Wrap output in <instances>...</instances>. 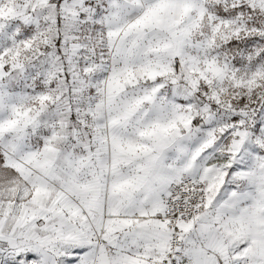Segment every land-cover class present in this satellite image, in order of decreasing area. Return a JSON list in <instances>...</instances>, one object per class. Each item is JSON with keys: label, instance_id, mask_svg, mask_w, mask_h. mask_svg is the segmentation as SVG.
Segmentation results:
<instances>
[{"label": "snow or ice", "instance_id": "1", "mask_svg": "<svg viewBox=\"0 0 264 264\" xmlns=\"http://www.w3.org/2000/svg\"><path fill=\"white\" fill-rule=\"evenodd\" d=\"M0 264H264V0H0Z\"/></svg>", "mask_w": 264, "mask_h": 264}]
</instances>
